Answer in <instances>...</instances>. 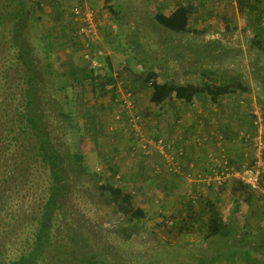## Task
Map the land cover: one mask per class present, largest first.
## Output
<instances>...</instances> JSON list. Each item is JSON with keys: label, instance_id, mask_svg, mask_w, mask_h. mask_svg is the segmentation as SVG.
Here are the masks:
<instances>
[{"label": "rangeland", "instance_id": "rangeland-1", "mask_svg": "<svg viewBox=\"0 0 264 264\" xmlns=\"http://www.w3.org/2000/svg\"><path fill=\"white\" fill-rule=\"evenodd\" d=\"M27 1L32 18L23 33L41 71L39 92L44 98L46 128L60 151L82 153L85 166V172L65 170L66 193L52 219L49 248L37 264H86L83 256L92 258L93 254L108 264L242 262L236 259L241 251L238 246L207 249L216 236L206 242L198 234L203 238L206 234L207 202L218 210L222 221H227L238 203L236 218L228 220V225L240 234L248 223L246 212L260 215L264 210V93L252 73L253 66L264 64V51L252 40L258 27L264 41V17L252 21L254 12L248 14L244 6L255 0H241L243 6L239 0H85L96 16L95 43L110 63L104 65V57L100 61L106 73L118 72L121 90L130 92L131 109L138 117L135 125L128 120L125 108L120 109L114 101V95L94 85L97 77L81 56L83 41L75 34L78 25L71 8L77 0ZM180 3L191 6L190 32L175 33L155 22L157 11L169 13ZM109 5L118 7L119 21ZM256 5L264 16V0ZM212 40L235 49L236 54L229 57L224 53L219 61L212 60L214 54L202 56L200 50L206 51L203 48L212 46L206 45ZM164 47L172 49L166 52ZM11 56L10 25L6 22L0 32V71ZM141 57L147 64L153 61L159 82L199 83L203 77L200 70L216 68V80L227 82L237 77L248 90L224 94L217 102L206 95L189 103L174 97L155 103L150 98L151 84L142 80L147 67ZM46 60H50L49 68ZM87 75L94 83L87 82ZM19 82L16 71L10 69L6 79L0 72V101L17 95ZM58 110L68 111L72 119L63 123ZM176 140L185 148L196 143L186 157L193 158L189 160L193 168L175 171V160L170 164L162 157H171L162 142ZM183 144L169 148L170 153L176 156ZM201 146L206 147L204 154ZM198 153L204 155L199 159L202 163H197ZM222 157L232 166L257 162L263 171L259 188L250 191L236 178L217 182L213 177ZM35 169L30 172L35 181L47 177L45 169ZM1 171L5 173V167ZM96 179L121 188L129 194L132 207L142 209L139 219L133 218L138 227L129 239L118 234L129 230L125 228L124 206L117 208L100 192ZM41 191H30L23 200L18 197L13 207L0 209V264L15 260L27 245L26 239L33 237L35 222H29V217L37 210L33 198ZM19 207L26 209L21 220L17 218ZM9 215L16 218L9 219ZM257 224L264 230V218ZM73 229L78 231L76 241L70 240ZM257 261L263 264L264 255Z\"/></svg>", "mask_w": 264, "mask_h": 264}, {"label": "trees", "instance_id": "trees-1", "mask_svg": "<svg viewBox=\"0 0 264 264\" xmlns=\"http://www.w3.org/2000/svg\"><path fill=\"white\" fill-rule=\"evenodd\" d=\"M104 1L108 2L110 0ZM258 2L259 0H255L253 2L255 4H244V6L248 8V14L254 12L252 14L253 17H251L252 21H254V18L256 21H259L264 17L263 11L257 8L258 6L256 4ZM239 4L240 6H243L241 0H239ZM108 8L115 15L117 21H119L121 15H119L118 7L116 6L115 8L114 6L109 5ZM190 8L191 6L189 3H180L169 13L157 11L154 14V20L159 26L172 32H190L191 28L188 26ZM30 18H32V15H30L27 0H1L0 32L2 30V25L6 22L9 23L11 50L13 51V56L9 58L10 62L4 66L7 70L3 67L2 71H0L1 77L6 79L8 72L11 69L18 73V79H20V82L18 84L19 92L16 96L12 95V98L9 95L10 99L7 98L5 101H3V99L0 101V168L3 169L5 167L6 169L5 173L3 171L0 172V209H5V205L11 208L18 197L23 200L30 194V191L35 190L38 192V188H42L41 194H38V198H33L38 203L37 210L34 209L32 216L29 217V222H35L33 237L26 239L27 245L24 247L23 252L20 253L15 260L11 261L10 264H37L38 259L49 248L51 242L52 219L57 214L58 208L60 209L61 198L66 193L67 172L65 170H68V168H77L81 172H85L83 154L79 151H60L51 141L49 132L46 128L47 125L44 115L45 109H43L44 98H42L39 92L41 71L40 67L31 56L30 46L27 44L25 34L23 33ZM253 23H251L250 26H252ZM255 29L256 30L252 35V40L259 49L264 51V41L262 40L263 37L261 35V30L258 29V27ZM206 45L212 46L204 47L203 49L206 51L200 50V52L202 56L214 54L213 58L210 56L212 60L218 59L219 61L222 54H229V57H231L237 52L233 48H225L224 45H221V43L214 40L209 41ZM164 49L166 51L167 48L164 47ZM171 49L172 47L166 52H169ZM43 52L44 57H48V53L45 49H43ZM103 61L104 65L110 63L108 59L105 60V57ZM140 61L142 62V65L147 67L142 80L145 83L151 84L152 91L150 98L155 103H160L171 97L189 103L192 102L194 98L206 95L212 102H217L219 97L224 94L233 93L236 90H248V86L244 85L241 80L238 81L237 77L235 80L232 78V80L227 82L216 80L218 77L216 68H203L200 70V74L203 77L199 83L182 84L171 80H163L159 82L155 79L157 74L152 68L153 61L147 64L145 57H141ZM45 62V67L49 68L51 65L50 60H46ZM252 73L256 81L262 86L264 93V64L253 66ZM88 78L90 83L93 82L91 77L88 76ZM102 78L106 77L101 75L99 83L93 82L94 85H98L100 89L104 86V82L101 81ZM59 87L61 89V86ZM111 95L113 94L111 93ZM16 99L17 105L15 103ZM58 113L59 116L62 117L63 123L72 119L68 111L58 110ZM71 127L73 128V126ZM176 141L172 143L161 142L162 145H164L165 150L170 152L169 145L171 149L173 147L174 149H177L178 146L183 144L185 139L183 142L178 141L176 143ZM2 142L4 144H2ZM14 146L17 147L16 150H11V147ZM195 147H197L196 143H190L187 148H185L183 144L181 146L182 151L180 153L177 152L176 156L173 154V160H175V162H177L178 159H181L177 162L179 169H186L187 167L193 168L192 166H194V164L191 165L189 163V160L193 158L189 157L188 160H186V157H188L189 152L194 151ZM205 149L206 147L203 146L199 148L203 154ZM8 150H11L9 153L10 155H8ZM25 152L29 155H26ZM22 156H25V159H23ZM161 156L162 155H160V157ZM162 157L166 159L165 156ZM24 162L26 164H24ZM36 167L38 170H41V168L45 169L47 177L40 181H35L30 172H32V170L36 171ZM235 167L239 168L241 166ZM96 184L98 190L106 194L109 199H112L117 205V208L121 204L124 206L123 211L127 215L126 218L128 220V226L125 228L129 230L126 233L118 232V234H120L123 240L129 239L132 233L137 232L138 227L133 218L135 217L139 219L143 214L142 209L139 207H132L129 202V194L124 193L121 188L113 186L110 183H103V181L98 179H96ZM120 200L123 202H120ZM207 203L209 207V217L206 224V234L204 235V238L198 234V237L200 239H206V242L209 238L216 236V240L212 239L211 242L207 243V249L215 250L218 248V245L225 248L238 246L241 251L238 252L236 259L239 257L242 261L239 262V264H259L258 261L249 255L248 248L247 250L244 249L243 244H247V247L249 248L259 250L258 252H260L261 255H264V236L257 238L252 237L250 240L246 239V234L248 235V231L246 230L248 228L251 229V224L249 222H255L256 225H259L257 222H259L260 218H264V210L260 215L246 212V215L249 217L247 224L250 225V227L246 224V229L244 228L243 233L240 234L236 232V228H232V226L228 225V220H234L236 218L234 214L238 211V203L233 207L232 213L229 214V218L226 219L227 221H222L220 213L213 207L214 205L210 202ZM17 211L19 212L17 218H19V220L23 219L21 217L25 214L26 209H21L19 207ZM250 216H253V218H250ZM10 218L15 219L16 217L9 215V219ZM261 233L264 235L262 229ZM70 236L71 241H76L78 231L73 229ZM83 258L84 260H82V262H85L86 264H108L105 263L102 258H98L96 254H93L92 258H87L86 256H83Z\"/></svg>", "mask_w": 264, "mask_h": 264}, {"label": "built area", "instance_id": "built-area-1", "mask_svg": "<svg viewBox=\"0 0 264 264\" xmlns=\"http://www.w3.org/2000/svg\"><path fill=\"white\" fill-rule=\"evenodd\" d=\"M71 14L74 23L78 25L75 34L83 41L81 56L87 61L88 68L93 71L94 76L97 77L95 82L99 83V78L101 75L106 77L101 79V81L104 82L102 89L114 95V101L117 102L120 109L125 108L128 120L132 121V124L135 125L138 117L135 116V113H133L131 109L132 101L130 99V92L127 89H124V91L121 90V85L123 82L120 80L118 72L115 71L110 72L109 74L106 73L103 63L100 61V59L103 58L106 53L102 47L95 43L94 40L97 25L94 11L87 7L85 0H77V4H74V6L71 8ZM168 155L171 157L165 156V158L171 164L173 161V155L170 152H168ZM220 161H222V165L218 164L213 177L217 180V182H221L227 178H236L250 190L256 191L259 188L260 180L262 178V169L257 162L245 163L242 164L241 167L237 168L230 165L223 157L220 159ZM173 169L175 171H179L177 162H175ZM210 179L211 177H209V180ZM160 222L164 221L160 219Z\"/></svg>", "mask_w": 264, "mask_h": 264}, {"label": "crops", "instance_id": "crops-1", "mask_svg": "<svg viewBox=\"0 0 264 264\" xmlns=\"http://www.w3.org/2000/svg\"><path fill=\"white\" fill-rule=\"evenodd\" d=\"M84 78H87L86 80H87V82H89L90 83V80H89V78H88V76H85ZM205 151H206V149H205ZM205 153V152H204ZM203 154V153H202ZM202 154H199L198 153V158H197V163H202V160L201 161H199V159H203L204 158V155H202ZM251 224V227H250V225H248L247 224V226L248 227H250L251 229V232H249L248 231V229L246 230V231H248V235H246V239L247 240H250V238H257V237H263L264 235L261 233V227H260V225H256L255 224V222H251L250 223ZM262 231H263V233H264V230L262 229ZM244 245V249H246L247 250V248H248V252H249V255L251 256V257H253L256 261H257V259H258V256H260L261 254H260V252H258L259 250H257V249H255V248H249V247H247V244H243ZM237 261L239 262V260L237 259Z\"/></svg>", "mask_w": 264, "mask_h": 264}, {"label": "clouds", "instance_id": "clouds-1", "mask_svg": "<svg viewBox=\"0 0 264 264\" xmlns=\"http://www.w3.org/2000/svg\"><path fill=\"white\" fill-rule=\"evenodd\" d=\"M101 89H102V87H101ZM103 90V89H102ZM250 190V189H249Z\"/></svg>", "mask_w": 264, "mask_h": 264}]
</instances>
